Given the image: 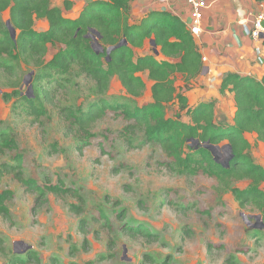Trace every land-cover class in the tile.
<instances>
[{
  "label": "rangeland",
  "instance_id": "374dc122",
  "mask_svg": "<svg viewBox=\"0 0 264 264\" xmlns=\"http://www.w3.org/2000/svg\"><path fill=\"white\" fill-rule=\"evenodd\" d=\"M73 1L78 8L88 0ZM3 16L7 19L8 13ZM36 27L44 30L47 24L38 20ZM59 49L49 47L46 60ZM144 49L139 53L149 50ZM31 73L19 72L24 93ZM140 75L147 86L142 96L127 94L114 76L103 97L130 106L151 102L152 82L146 73ZM94 85L85 76H71L56 93V104L41 116L26 115L22 101L5 100L4 92L12 90L0 88V133L13 140L12 149L0 151V171L4 164H16L21 155L25 178L78 193L60 196L47 191L44 200L13 173L0 175V193L12 192L5 202L10 219L0 213V251L5 247L0 264H22L11 261L15 255L26 264H225L231 255L236 264H264L262 217L252 206L241 208L218 178L170 169L166 153L146 142L143 128L129 135V145L122 135L129 122L112 111L90 129L92 135L69 127L60 108L87 110L100 98ZM177 111L174 103L166 114ZM217 115L219 122L227 120ZM246 137L253 160L264 166V143L256 134ZM215 152L226 162L228 142ZM248 182L235 181L233 186L245 188ZM72 204L82 211L73 210ZM141 231L153 232L157 239Z\"/></svg>",
  "mask_w": 264,
  "mask_h": 264
},
{
  "label": "trees",
  "instance_id": "16d2710c",
  "mask_svg": "<svg viewBox=\"0 0 264 264\" xmlns=\"http://www.w3.org/2000/svg\"><path fill=\"white\" fill-rule=\"evenodd\" d=\"M131 2L88 0L79 16L72 19L62 8L54 6L52 0H0V88L12 90L4 92L5 100L16 98L23 102L26 115L41 116L46 114L48 106L56 104V93L66 87L71 76H85L95 83L94 90L100 98L87 110L60 108L69 127L77 126L86 136L92 135L90 129L112 111L129 122L122 134L129 145L132 144L129 135L143 128L146 142L159 146L166 153V164L170 169L218 178L241 208L252 206L264 221V166L253 160L251 143L246 137L247 133L256 134L258 141L264 143V77L258 80L238 73L225 74L221 93L233 94L236 110L232 123L217 122L215 100L192 107L184 86L177 84L179 74L185 76L188 90V82L202 70V55L191 30L180 18L162 10L151 11L140 22H133ZM73 5V0H64L65 10H71ZM5 13H8L7 19L3 16ZM39 19L48 21V30L35 28V21ZM8 20L15 29V36ZM94 31L99 32L101 38ZM153 39L160 53L175 61L158 59L154 54L137 55L136 51L144 47L147 40ZM120 42L123 44L117 46ZM95 43L102 50L97 52ZM56 46H60L59 51L47 61L49 47ZM113 46L117 47L109 52ZM21 71L34 72L32 94L22 90ZM145 73L152 81L151 102L130 106L112 103L103 97L114 76L118 77L127 94L142 96L147 86L140 74ZM174 103L178 104V111L167 116V107ZM184 115L189 119L185 120ZM224 141L233 153L228 165L218 162L212 151L204 146H219ZM12 143L8 134L0 133L1 152L12 149ZM3 173H13L29 191H37L44 200L47 191L60 196L78 194L59 185L41 186L25 178L21 155L16 164H4L0 175ZM242 180L249 181L247 187L233 186L235 181ZM11 196L10 191L0 193V213L8 219L10 209L5 202ZM71 208L82 211L76 204ZM85 226L83 219L80 229L84 231ZM140 233L157 239L153 232ZM2 249L0 252L5 251V247ZM11 261L26 264L16 255ZM225 264H236L235 255H231Z\"/></svg>",
  "mask_w": 264,
  "mask_h": 264
},
{
  "label": "crops",
  "instance_id": "0c3cea01",
  "mask_svg": "<svg viewBox=\"0 0 264 264\" xmlns=\"http://www.w3.org/2000/svg\"><path fill=\"white\" fill-rule=\"evenodd\" d=\"M206 1L207 7L202 19L203 31L199 36L192 34L202 55V70L188 82V90H186L185 76L179 74L177 81L183 82V90L190 106L215 100L216 121L219 122L217 114L221 113V116L226 117L227 120L219 123H232L236 110L234 97L228 91L225 94L221 93L222 81L225 74L230 72L251 76L258 80L264 77V40L256 41L248 33L264 0ZM86 3L78 8L73 5V8L67 11L63 7L64 0L58 5L52 2L54 6L62 8L64 14L72 19L79 16ZM158 10L167 11L180 18L190 29L191 9L186 0H171L169 3H164L162 0H132L131 21L140 22L151 11ZM39 20L47 24V28L39 31L48 30V21ZM37 21H35L36 29ZM145 46H148L149 50L139 53ZM157 49L160 50L159 47ZM136 53L140 56L154 54L158 59L175 61L173 58H166L160 51L157 54L150 40H147L144 47L138 49Z\"/></svg>",
  "mask_w": 264,
  "mask_h": 264
},
{
  "label": "built area",
  "instance_id": "2783aa9c",
  "mask_svg": "<svg viewBox=\"0 0 264 264\" xmlns=\"http://www.w3.org/2000/svg\"><path fill=\"white\" fill-rule=\"evenodd\" d=\"M171 0H162L169 3ZM191 9L190 30L194 36H199L202 29L203 12L207 7L206 0H186ZM252 39L256 41L264 40V4H261V10L256 14L252 28L248 31Z\"/></svg>",
  "mask_w": 264,
  "mask_h": 264
},
{
  "label": "water",
  "instance_id": "95a60500",
  "mask_svg": "<svg viewBox=\"0 0 264 264\" xmlns=\"http://www.w3.org/2000/svg\"><path fill=\"white\" fill-rule=\"evenodd\" d=\"M7 23H8V26H9V28H10V30H11L13 36H15V29L12 27V25H11V23H10V20H8ZM94 32L96 33V35H98L99 38H101V35L99 34V32H97V31H94ZM124 43H126V41H125ZM151 43H152V45H153L154 48H155V52L158 54V53H159V50L157 49V44H156L155 40H154V39L151 40ZM121 44H123V42H120V44H118L117 46H120ZM117 46H113V47L109 48V52H110L112 49H114L115 47H117ZM94 47H95V49L97 50V52H99L100 49L102 50L101 46H100L99 44H97V43L94 45ZM33 73H34V72H32V73L30 74L29 79H26V80H25V83L29 85V91H28V93H31V94L33 93V90H32V83H31ZM204 146L212 151V153L215 155L216 160H217L218 162H222V164H227V165L229 164L230 159H231L232 156H233L232 148H231L230 145H228L229 150H230V156L228 157V159H227L226 162H223L222 160H220V159L218 158L216 152H215V150L218 149L219 146H215V145H211V144H205ZM260 217H261V215L259 216V218H260ZM28 247H30V246H28Z\"/></svg>",
  "mask_w": 264,
  "mask_h": 264
}]
</instances>
